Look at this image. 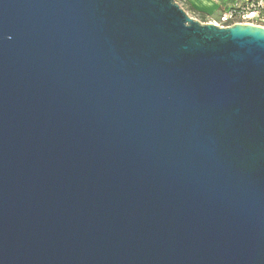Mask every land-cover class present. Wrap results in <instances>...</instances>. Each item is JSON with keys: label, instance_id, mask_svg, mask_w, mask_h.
<instances>
[{"label": "water", "instance_id": "95a60500", "mask_svg": "<svg viewBox=\"0 0 264 264\" xmlns=\"http://www.w3.org/2000/svg\"><path fill=\"white\" fill-rule=\"evenodd\" d=\"M0 264H264V28L0 0Z\"/></svg>", "mask_w": 264, "mask_h": 264}, {"label": "built area", "instance_id": "2783aa9c", "mask_svg": "<svg viewBox=\"0 0 264 264\" xmlns=\"http://www.w3.org/2000/svg\"><path fill=\"white\" fill-rule=\"evenodd\" d=\"M208 18V23L219 27L251 24L264 28V0H232V5L222 6L216 16Z\"/></svg>", "mask_w": 264, "mask_h": 264}, {"label": "rangeland", "instance_id": "374dc122", "mask_svg": "<svg viewBox=\"0 0 264 264\" xmlns=\"http://www.w3.org/2000/svg\"><path fill=\"white\" fill-rule=\"evenodd\" d=\"M187 1H190L191 4H194L198 10L202 12H206L210 17L216 16L221 10L222 6H225L226 4L232 5V0H187ZM176 2L188 13L190 17L197 19L200 22L208 23L209 18L203 19L189 12L186 6H184V0H176Z\"/></svg>", "mask_w": 264, "mask_h": 264}, {"label": "trees", "instance_id": "16d2710c", "mask_svg": "<svg viewBox=\"0 0 264 264\" xmlns=\"http://www.w3.org/2000/svg\"><path fill=\"white\" fill-rule=\"evenodd\" d=\"M184 6H186L187 10L191 13H193L194 15L201 17L203 19L208 18V14L206 12H202L200 10H198L196 7H194L191 2L184 0Z\"/></svg>", "mask_w": 264, "mask_h": 264}, {"label": "crops", "instance_id": "0c3cea01", "mask_svg": "<svg viewBox=\"0 0 264 264\" xmlns=\"http://www.w3.org/2000/svg\"><path fill=\"white\" fill-rule=\"evenodd\" d=\"M190 2V1H189ZM194 7H196L194 4H192Z\"/></svg>", "mask_w": 264, "mask_h": 264}]
</instances>
